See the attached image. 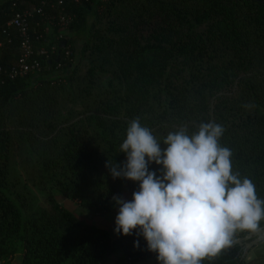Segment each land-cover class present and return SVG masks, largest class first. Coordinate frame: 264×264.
<instances>
[{
  "label": "trees",
  "instance_id": "16d2710c",
  "mask_svg": "<svg viewBox=\"0 0 264 264\" xmlns=\"http://www.w3.org/2000/svg\"><path fill=\"white\" fill-rule=\"evenodd\" d=\"M83 4L88 8L75 10ZM32 8L40 9L28 20L40 71L36 78L30 72L38 70L10 79L7 68L21 48L16 28L7 23ZM59 15L67 17L66 25L59 24ZM75 39L82 41L78 52L67 54ZM1 52L0 112L25 98L38 114L58 87L69 89L72 101L84 97L72 88L79 83V63L92 58L86 89L92 94L98 79L104 89L92 94L91 131L69 126L59 161L40 162L43 169H62L64 184L75 188L72 196L82 208L109 213L112 197L133 182L114 180L106 167L126 160L119 145L133 118L163 148L169 132L184 128L192 135L202 123L222 125L219 144L231 151L233 173L250 179L264 199V0H0ZM11 138L0 123V264L14 255L20 264H104L118 253V264H133L157 254L135 230L111 236L79 220L51 194L47 209L27 214L22 196L7 182ZM161 168L149 164L158 176ZM201 264L248 263L242 246L233 243Z\"/></svg>",
  "mask_w": 264,
  "mask_h": 264
},
{
  "label": "clouds",
  "instance_id": "9594fccd",
  "mask_svg": "<svg viewBox=\"0 0 264 264\" xmlns=\"http://www.w3.org/2000/svg\"><path fill=\"white\" fill-rule=\"evenodd\" d=\"M222 125L202 123L188 135L169 132L162 148L152 131L133 118L119 145L122 163H108L113 179L139 182L131 200L114 195V231L143 236L160 264H201L229 246L237 231L257 232L264 199L248 178L233 173L231 151L221 147ZM161 165L158 176L149 164ZM139 247V241H134Z\"/></svg>",
  "mask_w": 264,
  "mask_h": 264
},
{
  "label": "rangeland",
  "instance_id": "374dc122",
  "mask_svg": "<svg viewBox=\"0 0 264 264\" xmlns=\"http://www.w3.org/2000/svg\"><path fill=\"white\" fill-rule=\"evenodd\" d=\"M88 4H83L75 10L86 9ZM93 21L94 17L89 14L87 17L88 24ZM48 26L50 27L51 23ZM81 43V39L73 40L68 46L67 54L70 51L78 52ZM91 60L87 56L79 63V83L75 82L72 91L74 94L79 93L84 97H76V102L72 101L69 89L64 90L58 87L56 95H52L51 102H47V106L45 104L44 109L40 110L38 114H33V111L38 110L37 108L31 109L24 104L25 98L20 99L14 106L1 111L2 113L0 112L2 115H0L1 125L9 129L12 135L8 148L7 182L12 186V189L22 196L24 210L27 214L41 208L47 209L51 194L57 202L69 209L82 222L95 223L98 227L107 230L111 236H114L118 205L114 203L112 210L104 214H96L82 208L79 204V198L72 196L75 188L67 187L64 184L66 178L62 169H43L40 164L42 160H46L48 157H56V160L59 161L57 156L60 155V149L67 140L69 126H82L87 131H91L90 124L93 114L89 110H91L90 103L94 98L92 94L100 95L104 89L99 84L100 79H98L95 81L96 86L90 89L92 94H88L86 89L88 82L84 80V76L89 66H94V62ZM72 62L75 63V59ZM39 71L30 72V77L36 78ZM23 76L25 77V75ZM47 92L51 93L53 89L48 88ZM61 112H64V116L60 118ZM31 121L33 122L30 124ZM138 186L139 184H135L134 181L131 185L123 183L120 188L121 197L125 200H131V194L138 190ZM50 189L54 191L50 193ZM248 232L250 231H237L233 237H242ZM151 258H157V254L148 259ZM244 258L248 264H264V240L247 249L244 252ZM4 264H20V259L18 255H14L11 258H6Z\"/></svg>",
  "mask_w": 264,
  "mask_h": 264
},
{
  "label": "built area",
  "instance_id": "2783aa9c",
  "mask_svg": "<svg viewBox=\"0 0 264 264\" xmlns=\"http://www.w3.org/2000/svg\"><path fill=\"white\" fill-rule=\"evenodd\" d=\"M78 1V0H75ZM87 1V0H86ZM61 3V2H59ZM40 9H26L23 11L16 12L13 17L7 23L10 26H13L17 30V34L20 38V56L11 63L6 71V76L10 79H13L18 76H23L32 70H38L40 68L39 61L33 57V48L30 43V38L28 34L29 30V18L33 15L34 12H39ZM67 17L64 15H59L58 22L60 25H66ZM40 54L44 53V50L39 51ZM1 72V68H0Z\"/></svg>",
  "mask_w": 264,
  "mask_h": 264
},
{
  "label": "water",
  "instance_id": "95a60500",
  "mask_svg": "<svg viewBox=\"0 0 264 264\" xmlns=\"http://www.w3.org/2000/svg\"><path fill=\"white\" fill-rule=\"evenodd\" d=\"M64 45H65V41H62L59 46L63 47ZM263 240H264V225L260 226L257 232H248L242 237L232 239L231 244L237 243L240 246H242L244 253L247 249L254 247Z\"/></svg>",
  "mask_w": 264,
  "mask_h": 264
},
{
  "label": "crops",
  "instance_id": "0c3cea01",
  "mask_svg": "<svg viewBox=\"0 0 264 264\" xmlns=\"http://www.w3.org/2000/svg\"><path fill=\"white\" fill-rule=\"evenodd\" d=\"M119 256H120L119 254L110 256L104 264H118L120 262ZM133 264H160V262L157 260V258H155V259L151 258V259L141 260V261L135 262Z\"/></svg>",
  "mask_w": 264,
  "mask_h": 264
}]
</instances>
